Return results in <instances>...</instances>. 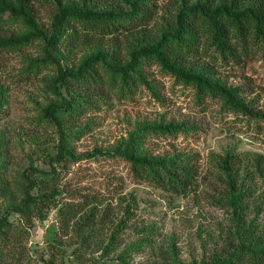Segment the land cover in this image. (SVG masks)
Listing matches in <instances>:
<instances>
[{
  "label": "rangeland",
  "instance_id": "rangeland-1",
  "mask_svg": "<svg viewBox=\"0 0 264 264\" xmlns=\"http://www.w3.org/2000/svg\"><path fill=\"white\" fill-rule=\"evenodd\" d=\"M65 1L98 10L120 8L124 3ZM187 1L192 5L203 0ZM29 2L41 27L49 29L55 3ZM181 3L150 0L149 16L144 22L116 31V35L99 33L91 39L81 38L75 46L63 43L60 51L52 52L69 68H78L85 58L100 51L107 54L109 61L124 63L129 59V47L158 39L174 26ZM8 17L0 23L1 38L25 31L21 22ZM204 47L202 43V50ZM207 47L209 50H201V56L188 58L186 67L237 88L242 102L264 112V47L252 46L240 62L226 60L215 47ZM44 53V42L38 39L21 48L0 49V218L11 210L8 219L14 227L7 235L0 228V264H194L214 253L226 254L240 240L252 242L253 236L264 239V175L252 161L262 155L264 166V120L232 111L220 96L199 101L194 90L177 84L160 65L145 68L156 81L163 101L142 85L132 99L124 101L108 82L97 89L78 85L75 92L99 104L77 121L88 130L76 143V149L79 154L91 153L96 147L113 151L139 125L155 121L187 123L193 126L189 134L151 136L147 147L155 154L177 150L195 155V160H189L197 169V181L188 192L158 188L136 177L124 159L98 155L67 165L55 163L64 193L44 212L45 217L34 213L29 220L13 211V206H20L25 198V170L33 166L51 171L50 160L57 153L59 133L43 117L45 107L62 99L52 88L57 71L53 66L27 71ZM59 88L63 97H71L66 86L59 84ZM227 153L233 157L244 191L240 210L243 229L231 206L229 179L223 165ZM30 174L38 175L35 171ZM33 193L38 194V189ZM74 196L91 198L82 213L96 212L95 220L82 230L77 229L79 224L75 229L63 226L60 214L63 202ZM82 213L71 223H76ZM237 228L240 236L233 238Z\"/></svg>",
  "mask_w": 264,
  "mask_h": 264
},
{
  "label": "trees",
  "instance_id": "trees-1",
  "mask_svg": "<svg viewBox=\"0 0 264 264\" xmlns=\"http://www.w3.org/2000/svg\"><path fill=\"white\" fill-rule=\"evenodd\" d=\"M52 1L56 5L55 12L51 26L44 29L36 19L29 0H0V23H3L8 15V20L21 22L25 26V31L8 38L0 37V49L21 48L34 40H42L45 53L42 58L30 64L27 71L40 70L42 66H53L57 75L52 79V88L54 93L62 98L61 101L50 103L43 110V117L51 121L59 133L57 153L50 160L52 169L44 171L33 166L27 168L24 172L28 180L25 198L20 206L12 208L29 220L34 213L45 217L44 212L57 204L59 195L64 193L59 187L60 173L56 162L67 165L98 155L120 157L130 163L136 177L145 179L163 190L177 193L188 192L195 180L197 181V169L191 166L189 160H195V155L177 150L155 154L147 147V139L151 136L189 134L193 126L187 123H145L129 132L128 138L121 139L113 151H103L96 147L91 153H77L76 143L88 130L77 121L88 111H95L99 104L97 101L90 102L87 95L75 92L78 85L97 89L99 85L108 82L121 101L132 99L142 85L158 100L163 101L164 97L156 81L149 77L145 68L146 65H160L161 70L166 75H171L177 84L194 90L199 101L211 95L220 96L232 111L250 113L264 120V112L255 111L248 103L241 101L237 88H229L213 81L206 73L187 68L185 65L188 58L201 56L202 43L205 44L203 52L209 50L207 45L215 47L222 58H233L237 62L250 52L252 46L264 47V0H203L192 5H189L187 0H180L182 7L174 26L158 39L129 47V59L126 62L115 60L113 63L108 60L106 53L100 51L85 58L78 68L64 66L52 51H60L63 43L75 46L76 41L81 38L91 39L99 33L116 35V31L135 25L139 21L144 22L149 16L150 0H122L123 7L102 10L67 3L65 0ZM100 68L104 70L100 71ZM59 84L66 86L71 92L70 98L63 97ZM262 158V155H256L252 161L260 167L258 170L263 171L264 175ZM223 165L229 179L233 214L236 219L239 218L237 224L240 223V228L243 229L240 210L243 208L244 191L239 185L240 179L236 175L238 171L235 172L232 155H225ZM33 171L38 173L36 177L30 174ZM35 188L38 189V194L33 193ZM233 190H238V193ZM77 198L74 196L63 202L60 214L63 226L71 225L75 229V224H79L77 229L82 230L83 226L85 228L95 220L96 212L82 213L88 205L85 202L91 198ZM10 211L0 218L1 233L5 235L14 228L8 219ZM80 213L82 214L78 221L71 223ZM6 227L8 228L4 229ZM239 232L238 228L233 230V238L239 237ZM260 238L253 236L252 242L246 241L247 239L240 240L238 244H232L226 254L214 253L194 264H264V239Z\"/></svg>",
  "mask_w": 264,
  "mask_h": 264
}]
</instances>
